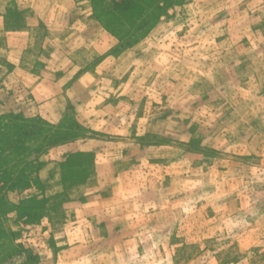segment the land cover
Wrapping results in <instances>:
<instances>
[{
    "label": "rangeland",
    "instance_id": "rangeland-1",
    "mask_svg": "<svg viewBox=\"0 0 264 264\" xmlns=\"http://www.w3.org/2000/svg\"><path fill=\"white\" fill-rule=\"evenodd\" d=\"M17 1L0 264H264V0Z\"/></svg>",
    "mask_w": 264,
    "mask_h": 264
},
{
    "label": "crops",
    "instance_id": "crops-1",
    "mask_svg": "<svg viewBox=\"0 0 264 264\" xmlns=\"http://www.w3.org/2000/svg\"><path fill=\"white\" fill-rule=\"evenodd\" d=\"M33 1L35 2V0H32V2ZM58 1H59V5H61V4L67 3L69 0H58ZM13 3H18V1L17 2H14V0H0V7L3 6L4 7V11L7 13L8 11H10V6H12ZM19 3H20V0H19Z\"/></svg>",
    "mask_w": 264,
    "mask_h": 264
}]
</instances>
